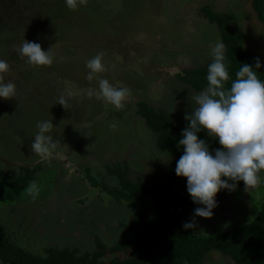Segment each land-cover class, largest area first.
Here are the masks:
<instances>
[{"label":"rangeland","instance_id":"rangeland-1","mask_svg":"<svg viewBox=\"0 0 264 264\" xmlns=\"http://www.w3.org/2000/svg\"><path fill=\"white\" fill-rule=\"evenodd\" d=\"M250 0H87L70 10L65 0H0V59L9 64L5 82L16 84L12 99L0 98V171L17 175L34 168L21 191L0 197V225L10 239L36 255L45 248L68 247L91 251L95 241L109 249L126 238L131 216L100 186L115 185L106 167L117 163L131 181L171 188L194 209L186 182L175 174L173 155L160 153L156 136L137 113L143 101L181 123L198 107L199 94L179 80L186 71L213 59L220 42L217 28L202 7L230 12L233 26L244 36L243 47L264 67V22L255 19ZM35 42L54 56L50 66L34 67L19 55L22 41ZM103 53L106 71L86 80V63ZM126 87L131 96L117 111L88 89L98 90V79ZM79 90V95L67 96ZM65 108L57 104L61 96ZM51 121L57 147L49 160L31 151L38 122ZM254 190L244 185L222 189L215 197L211 218L195 216L196 234L228 231L250 221L264 197V171ZM35 181L39 193L27 188ZM95 183V184H94ZM121 203V204H120ZM124 252L106 251L102 260L123 259ZM204 264H233L215 251Z\"/></svg>","mask_w":264,"mask_h":264},{"label":"trees","instance_id":"trees-1","mask_svg":"<svg viewBox=\"0 0 264 264\" xmlns=\"http://www.w3.org/2000/svg\"><path fill=\"white\" fill-rule=\"evenodd\" d=\"M249 5L255 19L264 22V0H250ZM201 10L207 21L216 26L220 42L225 45L229 81L224 87L227 90L242 64L255 67L256 58L244 50V36L233 26L236 19L234 14L212 11L208 7H202ZM212 61L186 71L179 80L201 93L208 86L206 77ZM254 71L264 81V67ZM135 106L136 113L155 134L158 151L173 155L178 161L183 155V148L178 146V141L188 121L176 123L172 116L162 110L152 109L143 101L136 102ZM197 135L208 144L212 154L220 147L218 141L208 137L204 131ZM36 167L22 168L14 176L0 171V197L5 191L23 190L32 179ZM106 170L113 175L116 184L105 186L101 183L100 186L114 201L124 203V209L131 216L126 238L109 249L95 241L96 247L91 251L79 253L74 248L50 246L44 249L43 255H36L14 243L0 225V264H204L206 255L211 251L227 256L233 264H264V197L254 217L247 223L228 231L196 234L182 226L188 222L187 207L175 190L131 181L125 169L117 163L108 165ZM182 179L187 183L186 178ZM243 185L242 181L236 182V188ZM106 251H121L127 257L103 261Z\"/></svg>","mask_w":264,"mask_h":264},{"label":"clouds","instance_id":"clouds-1","mask_svg":"<svg viewBox=\"0 0 264 264\" xmlns=\"http://www.w3.org/2000/svg\"><path fill=\"white\" fill-rule=\"evenodd\" d=\"M70 10L86 6L87 0H65ZM44 51L39 43L23 40L18 48L19 55L34 67L50 66L54 56ZM225 45L216 43L212 48L213 61L208 66L205 90L194 97L198 107L194 113L185 116L187 127L182 132L178 146L183 155L176 162L175 174L186 178L187 192L192 202L203 207L194 209V217L211 218L217 206L216 195L222 189L234 191L236 182L242 181L244 190H254L261 183L260 173L264 171V81L258 78L254 69H260L259 58L255 67L245 63L236 72V79L229 89V72L225 65ZM103 53H98L86 63L89 72L86 80L92 81L97 74L106 71L102 63ZM9 71V64L0 59V98L9 100L16 95V84L5 82L3 73ZM79 90L68 91L67 96L79 95ZM86 95L111 104L117 111L125 108L131 92L126 87H116L107 79H98V90L88 89ZM67 101L62 95L57 104L65 108ZM38 133L31 144V151L43 160H49L57 147L51 135L54 125L51 121L38 122ZM204 131L208 137L218 141L220 147L212 154L208 144L198 138ZM231 181L232 183H229ZM35 198L39 188L35 181L27 188ZM182 226L185 230L196 227L195 219Z\"/></svg>","mask_w":264,"mask_h":264}]
</instances>
